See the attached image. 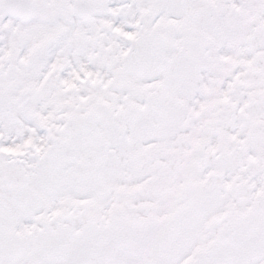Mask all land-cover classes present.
<instances>
[{"label":"snow or ice","instance_id":"6c2138e0","mask_svg":"<svg viewBox=\"0 0 264 264\" xmlns=\"http://www.w3.org/2000/svg\"><path fill=\"white\" fill-rule=\"evenodd\" d=\"M0 264H264V0H0Z\"/></svg>","mask_w":264,"mask_h":264}]
</instances>
